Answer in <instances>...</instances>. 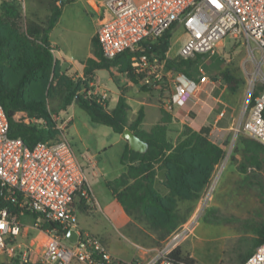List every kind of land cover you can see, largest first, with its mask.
I'll use <instances>...</instances> for the list:
<instances>
[{
    "label": "trees",
    "instance_id": "1",
    "mask_svg": "<svg viewBox=\"0 0 264 264\" xmlns=\"http://www.w3.org/2000/svg\"><path fill=\"white\" fill-rule=\"evenodd\" d=\"M71 1L58 4L48 0L46 20L39 21L25 18L16 0H0V104L9 120V136L20 138L29 148L39 141L56 139L62 132L57 127L58 116L73 103L84 109L92 122L110 127L114 133L121 135L125 128L132 130L148 143V150L144 153L134 151L124 139L121 163L126 165V171L107 185L127 215L143 223L153 242L159 244L174 234L193 212L216 166L224 159V144L209 138L210 126L207 125L194 130L183 124L177 133L171 130L169 125L175 117L162 101H159L160 120L149 130H142L139 126L145 111L139 109L136 118L130 120V106L123 90L112 108L108 107L106 99L94 92L90 83L98 69L123 73L131 83L139 84L145 74L136 73L132 66L134 58L141 53L139 50L125 51L108 59L103 56L97 36H94L92 54L80 62L82 76L62 70L49 35L62 7ZM176 25L169 26L154 42L143 41V52L164 60L168 68L193 79L197 71L196 58L204 54L182 60L167 55ZM211 73L215 79L224 80L232 91L239 87L240 79L228 70ZM260 89L257 88L253 97ZM141 90L147 92L150 88L143 85ZM238 142L244 146L246 161L260 168L264 146L245 135H241ZM158 172H162L159 184L165 191L156 185ZM2 206L13 210L0 198ZM43 227L55 228L56 223L44 222ZM252 233L250 249L239 254L233 264H242L264 243V221L257 224ZM170 256L195 262L187 244L177 245ZM1 264L20 263L15 259Z\"/></svg>",
    "mask_w": 264,
    "mask_h": 264
},
{
    "label": "built area",
    "instance_id": "2",
    "mask_svg": "<svg viewBox=\"0 0 264 264\" xmlns=\"http://www.w3.org/2000/svg\"><path fill=\"white\" fill-rule=\"evenodd\" d=\"M16 1L24 10V0ZM53 1L62 4L70 0ZM103 4L110 16L101 21L96 31L102 54L111 59L125 51H141L132 63L136 73H144L150 63L165 65L164 60L144 53L142 42H154L175 23L189 36L181 46L183 59L215 54L225 36L244 39L261 72V89L253 97L257 88L256 80H251L242 130L264 146V0H103ZM256 48L259 58L255 56ZM169 73L174 92L164 106L172 110L175 105L186 104L198 82L173 69ZM207 80L202 72L199 82ZM141 81L148 83V75ZM57 127L62 130V126ZM212 189L209 183L199 199L200 210L210 201ZM0 198L13 207H0V264L15 259L20 264H196L170 256L189 228L184 233L175 232L170 242L147 259L130 261L113 256L101 239L80 229L75 199L93 205L95 200L72 144L61 133L54 140L39 141L29 148L20 138L9 136V120L1 104ZM25 213L36 215L34 227L48 237L45 247L34 248L30 242L19 241L24 229L21 216ZM44 222L56 223V227L44 228ZM69 230L77 235L75 241L70 240L73 246L61 241ZM242 264H264V243Z\"/></svg>",
    "mask_w": 264,
    "mask_h": 264
},
{
    "label": "rangeland",
    "instance_id": "3",
    "mask_svg": "<svg viewBox=\"0 0 264 264\" xmlns=\"http://www.w3.org/2000/svg\"><path fill=\"white\" fill-rule=\"evenodd\" d=\"M47 2L48 0H24L22 15L27 19L46 20L49 13ZM94 2H98L97 6L101 8L97 9L98 11L95 9V12H91L88 7L86 9L88 12H86L82 5L65 4L61 25L57 27L56 31L62 36L59 44L61 50L55 48L57 54L60 51L64 56L73 59H84L90 55L92 48L88 35L91 16L95 18L99 13L103 16L102 19L110 16L103 0H94ZM188 37L183 27L179 24L176 25L172 31L167 55L170 58L182 60L181 46ZM249 50L251 49L247 47L244 39L225 36L215 54L206 53L203 57L196 58L197 71H195V78L192 79L196 82H199V76L204 72L208 77V82L211 83L215 79L211 73L213 70L219 72L228 70L240 79L236 91L229 89L224 80L219 77L215 79L217 81L215 89L219 91L224 89L222 100L226 103L231 101L234 108L239 107L238 120L230 131V135L220 143L224 144L226 153L224 159L215 168L210 180V186L213 187L210 201L202 210L199 209L198 201L186 222L176 230L178 233H184L197 223L194 235H188L184 240L183 237L179 239L180 241L178 240V245L187 244L189 246L196 264H233L239 254L250 249L252 229L264 221V157H262L260 168H257L246 161L244 146L238 142L241 135L247 136L242 130V122L245 116V105L249 99L251 80H256L255 88L261 87V82H259L261 72ZM257 50V48L254 49V52L255 56L259 58V50ZM150 64L145 66L144 71V74L148 75L149 82L140 81L138 85L139 91L143 85L150 90L137 93L128 88L125 92L130 106L129 119L134 120L138 110L143 108L146 113L143 126L145 129L160 119L159 101L168 102L174 92L171 83L172 77L169 73L170 68L166 63L165 65ZM262 70L264 72V67ZM108 72L105 69L98 70L96 76L102 89L106 86L111 90L115 87L108 80ZM114 73L118 78L122 77L121 73L115 71ZM99 95L108 97L106 94ZM108 101L109 107L115 104L114 93L109 94ZM174 109L176 110L177 106ZM71 113H73V121L63 133L76 151L89 182H92L90 170L86 168L84 161L85 155L87 153L94 154L103 165H117L123 139L113 133L109 127L103 125H99L96 130L92 129L93 125H90L92 123H88L89 116L81 107L76 106V109H68L64 116L67 117ZM117 138L122 139L121 143L116 142ZM106 186L105 183L98 188L93 186L101 205L103 204L102 193L111 200L109 192L111 189L107 183ZM162 189L165 191L163 187ZM87 206L85 209L81 208L76 211L80 226L84 231L101 239L113 256L124 261H130L136 252L142 250L136 245L142 248H151L149 253L153 254L155 250L161 249L170 242L174 235L168 236L157 244L153 242V237L149 235V231L145 229L143 223L133 220L129 215H127L128 219L124 218L121 208L115 203L113 204L114 210L112 207L99 208L98 205L90 203H87ZM21 222L24 229L19 241L30 242L34 248H38L40 245L45 247L48 237L41 229L34 227L36 217L32 213H25L21 216ZM61 241L66 246L74 245L66 238H61Z\"/></svg>",
    "mask_w": 264,
    "mask_h": 264
},
{
    "label": "crops",
    "instance_id": "4",
    "mask_svg": "<svg viewBox=\"0 0 264 264\" xmlns=\"http://www.w3.org/2000/svg\"><path fill=\"white\" fill-rule=\"evenodd\" d=\"M69 3H71V5L72 4L73 5H76V4L82 5L85 8L86 12H88V10H86L88 8L91 9V12H93V11L95 12V9L96 10L101 9L97 6L98 2H94V0H72ZM66 4H68V3H66ZM64 6L62 7V12H61L59 19L56 21L53 29L50 32V35H49L50 42H51L52 47L54 48L53 53H54L55 57H57L61 61L62 70L66 69L69 72L76 74L77 76H82L83 65L80 62L85 60L86 58H88L92 54V49H91L90 55L85 57L84 59H73L70 57H66L60 51H58L59 53L57 54V52L55 50V48H57L58 50H61L60 49L61 47H59V44L61 42L62 36L59 33H57L56 31H57V27L59 25H61L60 23H61L62 18H63ZM102 17L103 16H101V13H99L98 16H95V18L93 16H91V27H90L89 35H88L89 41H90V46H91L92 38L94 36H96L97 28H98L101 20H103ZM91 48H92V46H91ZM98 70H102V69H98ZM98 70H96V72ZM96 72H95L94 81L91 82L90 84L94 87L95 93L106 94L108 96L107 98H105V99H107L108 107H109V101L108 100H109V94L110 93L115 94V96H116L115 104H116L117 98H118L121 90L126 92V90H128V88H131L134 90V92H137V93L143 92L142 90L139 91V89H138L139 84L131 83L128 80V78L126 77V75L123 73H121L122 77L118 78V76L115 75L114 71H113V73L108 72L107 74H109L108 80L111 81V84H113L115 88L110 90V89H107L105 86V88L102 89V87H101V85L97 79ZM117 73H119V72H117ZM216 83H217V81L215 79H213V81L211 83H209L208 80L204 81V82H198L197 90L193 93V95L186 102V104L183 106H177L176 110L174 109V107L176 106L175 105L173 107V109L171 110L173 116L175 117V120L172 123H170L169 128L173 131H176V133H177L178 131L181 130L183 124L189 125L194 130H199L202 126L207 125V126H210L209 138L212 141H214L216 143H221L224 139H226L230 135V131L233 129V126L235 125L236 121L238 120V116H239L238 108L239 107L237 106L234 108L231 101L230 102L228 101L226 103V101L222 100L221 96H222L224 89H222L220 91L216 90L215 89ZM115 104L112 107H114ZM76 106H78V105L75 103L71 104L67 108L66 111L62 112L58 116V125L62 126V130H61L62 132L61 133H63V131L66 130L68 125L73 121V113H71L67 117H65L64 115L67 114L68 109H70V108L76 109ZM112 107H109V108H112ZM158 107H159V111H160V104L159 103H158ZM145 117H146V113H145L143 121L141 122L139 127L142 130H149L154 124L151 127L145 129L143 127ZM160 118H161V112H160ZM88 123H92L90 125H93L91 127L94 130H96L99 127V125H102L99 123L92 122L90 117L88 118ZM103 126H105V125H103ZM115 134H117V133H115ZM117 135H119V137H121L123 139V144L121 145V149H120V153H119V161L117 162L118 163L117 165H109V166L103 165V164H101V162L98 159H96V156L94 154H91V153L90 154L87 153V155H85L84 161L86 163V168L88 170H90V174L92 176V178H91L92 182H90V184L92 186V192H93V196H94V200H95V206L98 205L99 208L112 207V210H114L113 204L115 203L118 207L121 208V214L123 215V217L128 219L127 213L124 211L123 207L118 203V201L114 198L112 190L111 191L109 190V192L111 193V200H109V198L106 194H103V193L101 194V200L103 202L102 205L100 204V201L98 200V198L95 194V191H94V187L97 186V188H98L99 186H102L103 183H105V186H106V183L108 181L119 177L124 171H126V165L121 163V156H122V153H123V150L125 147V140L120 134H117ZM121 138H117L116 142L121 143V141H122ZM161 173L162 172H158V180L156 183V185L160 188H162L159 184V180L162 177ZM98 192H100V191H98ZM74 206H75L76 211H78L81 208L85 209L88 207L87 204H85V202L83 200H80L78 198L75 199ZM196 224L189 230V233L186 234V236L183 238V240L188 235H194ZM78 226L80 229L84 230L80 226L79 222H78ZM198 238L200 239V237H198ZM150 250H152V249L151 248H144V250L136 252V254L131 257V260L133 258H138V257L142 258V259L143 258L147 259L148 257H150L152 255L151 253H149ZM191 256H193V253H191Z\"/></svg>",
    "mask_w": 264,
    "mask_h": 264
},
{
    "label": "water",
    "instance_id": "5",
    "mask_svg": "<svg viewBox=\"0 0 264 264\" xmlns=\"http://www.w3.org/2000/svg\"><path fill=\"white\" fill-rule=\"evenodd\" d=\"M121 136L128 142L129 147L137 152L144 153L148 150V143L141 139L137 134H135L129 128H125L122 132ZM76 232L74 230H69L66 233V238L75 241L76 240Z\"/></svg>",
    "mask_w": 264,
    "mask_h": 264
}]
</instances>
